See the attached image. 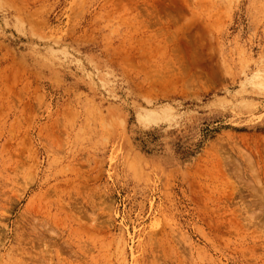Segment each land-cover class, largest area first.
Wrapping results in <instances>:
<instances>
[{
	"label": "rangeland",
	"instance_id": "1",
	"mask_svg": "<svg viewBox=\"0 0 264 264\" xmlns=\"http://www.w3.org/2000/svg\"><path fill=\"white\" fill-rule=\"evenodd\" d=\"M263 190L264 0H0V264H264Z\"/></svg>",
	"mask_w": 264,
	"mask_h": 264
},
{
	"label": "bare ground",
	"instance_id": "2",
	"mask_svg": "<svg viewBox=\"0 0 264 264\" xmlns=\"http://www.w3.org/2000/svg\"><path fill=\"white\" fill-rule=\"evenodd\" d=\"M146 110H147V109H146ZM151 111L154 112L153 110H151ZM142 112H144V110H143ZM146 112H147V111H146ZM148 113H149V110H148ZM151 114H152V113L147 114V113L144 112V115H145L144 117H145V120H146V121H147V120H148V121H149V120L152 121V120H153V116L156 117V114H155V113H153L152 116H151ZM154 114H155V115H154ZM165 114H166V113H165ZM138 115H139V114H138ZM160 115H161V114H160ZM160 115H159V116H160ZM162 115H163V113H162ZM166 115H167V114H166ZM139 116H140V115H139ZM141 116H142V115H141ZM164 116H165V115H164ZM142 117H143V116H142ZM151 119H152V120H151ZM166 119H167V118H166ZM168 119H169V118H168ZM161 120H162V119H161ZM118 121H119V120H118ZM109 124H110V123H109ZM250 162L252 163V161H250ZM252 164H253V163H252ZM250 165H251V164H250ZM252 172H253V171H252ZM254 173H256V172H254ZM255 175H256V174H255ZM255 175H254V177L257 179V176H255ZM258 182H259V181H258ZM258 185H259V184H258ZM261 188H262V187H261ZM261 190H262V189H261ZM254 191H255V190H254ZM256 191H257V190H256ZM263 191H264V190H263ZM256 193H257V192H256Z\"/></svg>",
	"mask_w": 264,
	"mask_h": 264
}]
</instances>
